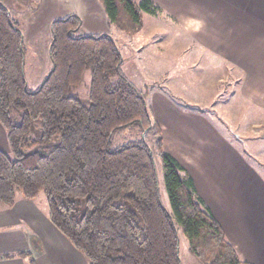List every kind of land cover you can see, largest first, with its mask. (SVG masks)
Masks as SVG:
<instances>
[{"label": "trees", "instance_id": "obj_1", "mask_svg": "<svg viewBox=\"0 0 264 264\" xmlns=\"http://www.w3.org/2000/svg\"><path fill=\"white\" fill-rule=\"evenodd\" d=\"M99 1L108 21L127 35L142 27L143 12L160 10L152 0ZM49 29L50 68L32 90L24 34L0 0V124L9 146L0 150V205L12 206L17 191L28 200L43 192L49 221L87 264H181L180 233L204 264H251L164 149L147 92L122 73L112 36L86 33L75 13L53 19ZM86 71L82 99L73 91ZM150 86L163 90L158 83ZM130 125L143 128L142 138L111 148L115 132ZM149 134L151 144L144 141ZM14 256L35 264L26 251L0 259Z\"/></svg>", "mask_w": 264, "mask_h": 264}, {"label": "crops", "instance_id": "obj_2", "mask_svg": "<svg viewBox=\"0 0 264 264\" xmlns=\"http://www.w3.org/2000/svg\"><path fill=\"white\" fill-rule=\"evenodd\" d=\"M3 1L24 34L25 76L28 85L36 87L50 67L49 25L53 19L75 13L81 18L83 30L90 34L112 36V28H118L108 21L99 0ZM152 1L160 10L156 14L142 13V27L132 42L137 54L146 52L141 45L147 37L162 38L161 32H165L167 46L177 45L176 37L189 53L209 57L220 66L222 61L236 66L246 98L250 93L252 100L264 105V0ZM31 53L36 63L28 58ZM137 59L140 63L146 60L140 56ZM27 67H31L30 75ZM149 107L161 128L164 149L190 175L197 194L226 238L242 259L264 264V177L248 165L232 143L219 136L201 113L176 104L160 90H152ZM0 150L9 151L1 124ZM34 199L16 194L12 206L0 205V254L26 251L35 264H87L82 253L49 221L46 200L41 207ZM28 258H3L0 264H29Z\"/></svg>", "mask_w": 264, "mask_h": 264}, {"label": "rangeland", "instance_id": "obj_3", "mask_svg": "<svg viewBox=\"0 0 264 264\" xmlns=\"http://www.w3.org/2000/svg\"><path fill=\"white\" fill-rule=\"evenodd\" d=\"M144 17L147 19V14ZM152 34L154 36V32ZM161 34L162 38L147 37L146 43L141 45V49H146V52H144L145 55L144 53L141 55L137 54L132 47L136 34L135 36L127 35L121 29L112 28V38L116 41L122 55V73L138 89L147 92L148 104L151 101L152 90H158L150 84L158 83L162 85L163 90L166 88L172 92L175 98L188 102L190 107L186 106V109L194 112L201 111L207 123H212L217 129L219 136L232 143L248 165H251L253 170L257 169L264 177V105H259L252 100L253 95L250 93V98L247 99L241 91L239 69L236 66L232 67L226 61H222L220 66L209 57L204 59L200 58V55L187 52L183 49L182 40L176 37L177 45L167 46L165 32ZM130 36L133 37L130 38ZM150 38L152 40H149ZM41 47L42 44H40ZM148 51L150 55H146ZM34 56L32 53L28 56L32 63ZM139 56L146 58L141 60L142 64L137 59ZM30 68L27 67L28 75H30ZM40 76H43L42 72ZM88 80L89 73L86 71L83 83L73 91L82 99L86 96ZM28 87L33 90L36 86L31 84ZM146 87L151 88L147 91ZM163 92L167 94L166 90ZM144 132L143 128L135 125L117 130L112 137L111 148L138 141ZM144 141L151 144L152 136L147 135ZM155 159L159 186L163 191L159 161L157 157ZM16 194L21 196L19 191ZM34 202L42 207L45 202L44 193L39 192ZM179 256L181 264H204L189 251L187 240L182 233L179 235Z\"/></svg>", "mask_w": 264, "mask_h": 264}]
</instances>
